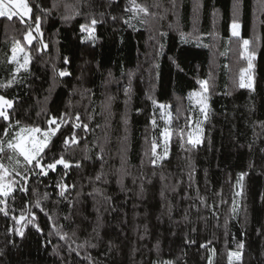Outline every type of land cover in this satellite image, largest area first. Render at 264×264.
<instances>
[{
    "label": "trees",
    "instance_id": "trees-1",
    "mask_svg": "<svg viewBox=\"0 0 264 264\" xmlns=\"http://www.w3.org/2000/svg\"><path fill=\"white\" fill-rule=\"evenodd\" d=\"M27 2L42 35L28 45L35 23L0 18V83L13 81L0 95L13 101L12 122L44 129L63 118L60 133L75 131L79 144L64 153L72 167L27 181L43 212L34 196L0 204L9 213L0 211V264H230L236 251L241 260L231 264H264V0H136L147 16L126 11L129 0ZM92 18L95 40L81 29ZM245 39L256 53L255 91L239 87ZM17 42L31 59L13 75ZM200 80L208 81L209 115L193 147L186 121L202 118L189 100ZM159 104L170 106L173 137L153 164L166 127ZM58 185H68L63 196ZM28 209L42 232L16 222Z\"/></svg>",
    "mask_w": 264,
    "mask_h": 264
},
{
    "label": "snow or ice",
    "instance_id": "snow-or-ice-1",
    "mask_svg": "<svg viewBox=\"0 0 264 264\" xmlns=\"http://www.w3.org/2000/svg\"><path fill=\"white\" fill-rule=\"evenodd\" d=\"M77 3H81V0H77ZM131 7L126 8V11L134 12V13H143L145 16L150 15L149 8L147 5H141L136 2V0H129ZM175 3V0H173ZM158 3L153 4V7H159ZM38 7V6H37ZM58 7L57 3L53 4V8ZM66 7H71L70 5H66ZM43 11V9H39ZM33 9L27 3V0H0V17H6L8 20H12L13 17H18L20 23H26L25 18L31 20L35 23V31L40 32L39 18L31 15ZM80 13L77 11L75 15H79ZM65 19H71L73 16L67 15L64 17ZM129 21H125L128 23ZM143 22V21H142ZM98 21L95 18H92L90 21V25L85 23L81 26L82 31H87L89 33V38L95 40V25ZM239 25L233 23V36L239 37ZM42 35V33H41ZM163 35V34H162ZM35 37L32 35V31L28 30L24 39L28 42V45H31L32 40ZM250 41L245 39L243 40V56L247 60V68L242 70L239 77V87L240 88H249L252 91H255L254 83L251 76L245 78V73H247L248 69L253 67V60L256 58L255 51H249ZM47 47L46 45H43ZM12 54L8 59V63L14 65V73L18 74L21 69L24 71H28V65L30 64V55L25 50V46L21 43L17 42L16 45L11 50ZM67 63V61H65ZM177 68L179 69V65L177 64ZM183 71V69H180ZM60 76L70 75V73L66 71H61L59 73ZM13 81H10L7 84L0 83V88H8L12 85ZM200 86V91H192L189 93V100L195 101V104L199 106V113L202 115L201 119H197L194 122V126H192L191 118H188L186 124L191 128V130L187 131V143L196 147L203 142V134L204 128L203 124L207 121L209 115V96L207 93L209 92L208 81L200 80L198 81ZM153 104H157L155 100H153ZM13 101L6 98L4 95H0V120L6 122L4 124V128L0 129V136L7 137V140H0V204H7V200L9 197L12 198L13 202L18 198V196L22 195L25 199H29V197L34 196V204L35 208H39L41 212H43V208L41 207L40 194L35 190L31 192L26 187L27 181L30 179L31 175L36 176H47L49 171L55 172L58 166H62L64 170L72 167V164L65 159L64 153L70 146L78 145L79 139L77 138L76 132L71 131L68 133H60L61 124L64 123L63 118L59 121L56 117H51L47 119L46 124L47 127L42 129L39 126H21L20 121L12 122V117L9 114L10 109H13ZM159 108L164 109L165 112L163 115L168 117V121L166 123H170L171 115L168 112L170 106L159 104ZM76 121H79V116L75 117ZM152 124L156 125V120L153 118ZM73 128H81L80 123H75L72 125ZM16 128L18 130L14 131L12 135H9V132ZM82 130L87 131L88 125L83 124ZM60 133L59 139L56 140L57 134ZM172 130L169 127H164L162 129L161 135L163 137V142L165 144V148L163 154L158 156L157 159L163 160L168 155L167 145L170 142V138L172 136ZM182 139L185 135L184 129L180 128L177 133ZM156 147L157 144L155 141L152 145L153 155H156ZM10 152L11 155L7 153ZM7 158V164L3 162L4 158ZM156 161L153 160V164ZM79 167V164L75 165ZM20 177L19 181L10 180L11 176ZM189 178L191 180V173L189 174ZM99 179V177H97ZM244 179V174L242 173L238 179V184ZM17 184H20L19 192L17 193ZM62 188L61 196L64 195V190L67 189L68 185H58ZM13 193H17V195H13ZM240 194V193H238ZM44 199H47V194H44ZM203 202V201H202ZM7 216L9 213L6 209H0ZM45 216H48V213H44ZM30 217V218H29ZM13 220H16V217H11ZM51 219V217H48ZM21 221L25 222V227L27 225H32L38 232H42L43 229L40 228L39 224L36 223V214L31 211V209L27 210V215L21 214L19 220H16L17 223ZM18 234L23 236V227L18 230ZM57 234L60 235L61 239H67L66 234L61 235L59 231ZM95 247V245H92ZM238 248L243 249L244 244L238 243ZM214 252V250H213ZM230 264L231 258H235L237 261L241 260L242 252H230ZM209 264H212V261L209 260Z\"/></svg>",
    "mask_w": 264,
    "mask_h": 264
},
{
    "label": "rangeland",
    "instance_id": "rangeland-1",
    "mask_svg": "<svg viewBox=\"0 0 264 264\" xmlns=\"http://www.w3.org/2000/svg\"><path fill=\"white\" fill-rule=\"evenodd\" d=\"M28 3V2H27ZM32 14V13H31ZM0 18H3V17H0ZM26 19V18H25ZM240 27H239V33H240V35H239V37H241V25L240 24H238ZM233 32V29H232V27H231V33ZM41 33H42V31H41V29H40V32L38 33V32H33L32 33V35L35 37L33 40H32V43L31 44H33L34 42H35V40L37 39V36L39 37H41ZM233 35V34H232ZM234 37V36H233ZM235 37H237V36H235ZM21 70H23V69H21ZM248 76H251L252 77V80H254V78H253V67L251 68V69H248V71H247V73H245V78L247 79V77ZM209 93V92H208ZM207 93V95L209 96V94ZM192 102L195 104V101L194 100H192ZM209 103V102H208ZM196 105V104H195ZM198 108H199V106L198 105H196ZM9 111V110H8ZM165 112V110L164 109H162L161 110V119H162V121L165 123L164 125H166L167 127H169L170 129L172 128L171 127V125H172V122H173V115L171 114V111H170V108L168 109V112L170 113V115H171V121H170V123H166V121H168V117L167 116H165V115H163V113ZM194 122H195V120H192V126H194ZM203 126V128H204V125H202ZM172 130V129H171ZM172 137L173 136H171V138H170V142H169V144L167 145V148L169 149V147H170V143H171V140H172ZM164 148H165V144H164V142H163V137H162V143H161V145L160 146H158V147H156V155H155V157H156V162H159V159H157V157L158 156H160V155H162L163 154V151H164ZM168 152H169V150H168ZM10 155H11V153H10ZM168 156V155H167ZM3 162L5 163V164H7V158L5 157L4 159H3ZM9 179L10 180H16L17 178L16 177H14V175L13 176H11V177H9ZM18 180V179H17ZM16 180V181H17ZM19 181V180H18ZM17 187V186H16ZM232 261H234V262H236L237 260L233 257V258H231V262Z\"/></svg>",
    "mask_w": 264,
    "mask_h": 264
}]
</instances>
